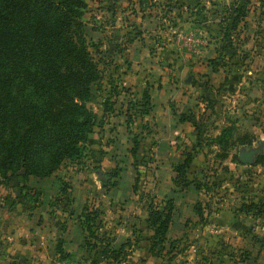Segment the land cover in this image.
<instances>
[{
  "label": "rangeland",
  "instance_id": "obj_1",
  "mask_svg": "<svg viewBox=\"0 0 264 264\" xmlns=\"http://www.w3.org/2000/svg\"><path fill=\"white\" fill-rule=\"evenodd\" d=\"M145 1L143 4L139 0H85L83 32L89 51L98 63L100 77L91 87L86 107L102 119V127H91L87 150L79 162H66L58 170L57 177L63 183L65 195L61 192L50 201L48 190V194L44 192L38 201L31 200L29 205L44 208L50 203L54 219L62 226L75 197L77 207L83 203L88 213L96 210L100 213L91 225L95 239L87 238L94 245L83 242L81 255H73L69 264H208L214 260L215 264H242L247 247L261 244L260 248L264 249V164L249 167L233 158L241 150L261 149L262 153L256 156L258 160L264 156V145L256 141L254 145L226 149L214 146L219 125H215L216 117L212 121L210 109H204L209 106L205 107L207 101L200 102L201 97L192 86L195 74L200 72L192 69L188 76L180 74L178 66L184 59L181 61L179 51L169 46L175 37L180 44V34H166L172 26H177L174 24L178 13L194 14L199 9L196 7L201 8L205 3L202 0ZM212 1L216 3L208 6L209 13L217 7L218 10L228 7L231 2ZM146 7L153 13L149 15L153 27L139 30L134 26L133 29L132 25L139 23H135L134 13ZM250 11L244 31L208 36L211 41L216 40L213 44L218 46L217 60L219 64L223 61V67H226L225 59L232 60L229 50L232 48L244 56L257 57L252 41L256 43L258 25L259 37L264 39V0H252ZM140 27L143 28L141 23ZM243 41L249 43L248 47L243 48ZM241 53L234 56L240 58ZM202 60L205 57L198 63ZM219 76L222 79V74ZM145 91L154 97L162 93L164 101L153 106L156 110L152 109L148 117L141 119L138 113L143 110L141 98ZM244 99L238 97L236 106L245 108ZM221 110H218L221 114L229 112L224 104ZM153 111H167L164 127L155 120ZM182 113L194 118V129L177 127ZM134 137L139 147L133 157L130 151ZM193 148L200 156L188 170L192 182L186 188L176 187L172 182L173 166ZM225 155L228 157L222 159ZM21 175L23 171L13 168L12 177L6 181L0 178V264H60L54 256L57 240L43 245L45 238L49 240L55 231V222L50 224L52 230L48 237L42 234L40 244H35L37 238L23 243L18 236H13L11 227L16 225V218H28L29 213L25 208L29 201L23 198L25 203H20L22 193L17 182ZM100 176L107 181L103 182ZM198 184L200 190H196ZM169 199L175 203L173 219L162 245L150 253L149 240L153 233L146 225L148 206L163 208ZM194 204L204 208L201 217L195 215ZM251 204H257L258 209L242 210L243 206L253 207ZM11 208L16 211L15 216ZM17 209L21 215H17ZM121 239L123 242L119 243ZM30 243V249L23 253V247ZM111 251H119L116 261L110 259Z\"/></svg>",
  "mask_w": 264,
  "mask_h": 264
},
{
  "label": "trees",
  "instance_id": "obj_2",
  "mask_svg": "<svg viewBox=\"0 0 264 264\" xmlns=\"http://www.w3.org/2000/svg\"><path fill=\"white\" fill-rule=\"evenodd\" d=\"M85 7V0H0V178L3 181L12 177L13 168L23 171L20 177L27 181L29 177L48 178L66 162H79L87 150L91 127H102V119L86 107L91 87L100 77L98 63L84 37ZM244 7L236 14L233 29L243 16ZM216 66L218 63L212 60L213 71ZM141 101L143 110L138 116L145 119L153 107L147 91L143 92ZM125 116L128 129V112ZM179 119L194 123L190 116ZM236 137L233 128H224L213 138V145L225 149L252 145L248 137ZM138 147L134 137L130 151L133 157ZM195 150L186 152L183 160L173 166L172 182L176 187L186 188L191 184L187 172L196 156ZM259 158L256 163L263 165L264 156ZM233 160L239 163L238 156ZM200 189L198 184L196 190ZM65 191L62 186L63 195ZM38 196L35 193L33 201H38ZM251 205L254 206H243L242 210L258 209L257 204ZM174 209L171 199L164 202L163 208L148 206L146 223L153 233L149 240L150 253L162 245ZM201 211L204 208L196 204L197 217H201ZM99 214L97 210L88 213L84 207L79 217L88 246L92 243L87 238L96 237L91 225ZM56 252L61 261L70 258L60 243ZM109 256L116 261L119 251H111Z\"/></svg>",
  "mask_w": 264,
  "mask_h": 264
},
{
  "label": "crops",
  "instance_id": "obj_3",
  "mask_svg": "<svg viewBox=\"0 0 264 264\" xmlns=\"http://www.w3.org/2000/svg\"><path fill=\"white\" fill-rule=\"evenodd\" d=\"M139 1L140 3L143 4L146 2L145 0H139ZM202 1L206 5L205 4L201 5V8L200 6L196 7L199 9L198 10L196 9L194 14H187L186 11L185 12L181 11L180 14L178 13L176 16V22L174 24V26L175 25L177 26L175 28L172 26L171 29H168L167 32L168 34H166V35L180 34V38H179L180 44L176 42L175 40L176 37H175L172 41L173 43L169 45L171 46V48H174L177 51H179L180 53L179 57H181V61L184 59L183 63L179 64L178 66L180 68L179 70L180 74L184 76H186L187 74L189 75V71H192V69L194 70L197 69V71L200 72L198 74H195L194 76L195 79L192 86L197 92V95H200L201 97L200 102L207 101L205 102L206 104L205 107L207 105L209 106L204 109H210L211 114L213 116L212 121H215L214 118L216 117L215 125H219V128L217 129L218 133L215 136H217L222 129L230 127L233 128L234 139L237 138L236 136L238 137L246 136L251 141L252 145H254L256 141H259L261 145H264V142H262L264 141V58H263L264 39L262 40L259 37V31H260L259 25L257 26V30H256L257 31L256 43L255 41H252V43H254V45H252L253 46L252 48L258 51L257 57L250 58L244 56V54H242L241 51L236 52L237 49L232 48L229 49L232 52L231 54L232 60H229L228 58L224 60L225 62L224 64L226 65V67H223V61L221 62V64H219V61L217 60V58L219 57V51L216 50L218 49V46L213 44L215 43L216 40L213 39L214 41H211L212 39L208 37L209 35L214 33L221 35L225 32H228L229 35H232L235 33H239V31H244L247 27L246 22L248 21V18L252 12L250 11V2L252 0H243L242 4L239 3L240 0H231V2L228 4V7L226 8L222 7L223 8L222 10L221 9L218 10L219 8L217 7V9L212 11L211 13H209L210 8L208 6L211 5V2L212 3H216V2L212 0H202ZM226 1H223V3H225ZM150 2H157V1L149 0V3ZM243 6H245L243 8L244 9L243 16L239 18V22L237 23L236 27L233 29L232 22L236 14L239 12L240 8ZM146 9L147 7L142 10H138L137 12L134 13L135 14L134 16L137 15V18L135 17V23H138V21L139 23L134 25L133 24L134 22H130V24H133L132 25L133 29H135L134 26L138 27L137 29L139 30H145L153 27V24L151 23L152 19L149 16L152 15L153 13ZM117 13L116 16L118 15ZM119 15H121L120 12ZM131 18H133V16H131ZM186 18L188 20V23H185ZM206 18H209V21ZM140 23L141 25H143V28L140 27ZM184 25H187V27H185ZM226 43H230V41H227ZM248 45L249 43L247 41H243V48L248 47ZM237 53L239 54L241 53L240 58L234 56L235 54L237 55ZM204 57L205 60H202L201 62L198 63V60ZM212 60L218 63V66H216V71L212 70L211 67ZM200 66L202 70L200 69ZM220 74H222V79L218 78L220 77L219 76ZM188 80L189 79H185V81L187 82ZM225 89L226 92L223 93ZM228 96L229 99L227 100ZM150 97H151L152 106H155L157 104L158 105L163 104V102H161V100L164 101L162 93L158 92L155 97L153 95ZM238 97L242 99L244 97L246 98L244 99L246 101L245 108H240L238 105L236 106L235 100H238ZM227 101L231 105L229 106V109L227 108L229 105L227 104ZM239 101L240 99L238 100V102ZM223 104H224V109H227V111L229 112L221 114L219 112ZM155 108L152 107L153 110H156ZM246 108H248V110H245ZM152 115L155 118V120L164 127L168 115L167 111H163V113H158L156 111L155 112L153 111ZM182 115L186 116L184 115V113H182ZM193 122L194 123L196 122L194 118H193ZM124 123H125V119H124ZM194 123H189L186 121L180 122L177 127H180L181 129L183 128L189 129V126H191L194 129ZM196 156L193 159L192 164L196 162V159L200 155L197 154ZM256 161L257 160L255 159V162L252 165L260 166L261 164H257ZM252 165H249V167H251ZM57 172H55L52 176L45 179L29 177L27 181H24L21 177H19L17 184L20 186L22 193L20 195L21 198L20 203L23 202L25 203V201L26 202L29 201L27 203L28 206L26 207L23 206L27 210H29V213H28V218L26 217L16 218L17 226L14 224L12 225L11 228L13 229L14 232L13 236H18L19 239H21L20 241H22L23 243H29L31 240L37 238V243L35 244H40L42 243V237H41L42 234H45V236L48 237L47 235L52 230L49 229L50 224L55 222L56 223L54 226L55 231L51 233V235H49L51 237L49 238V240L45 238L43 245L44 244L47 245L48 241H49L48 244H51L50 242L51 240L52 241L57 240L54 256L58 259L59 262H61L60 264H69L70 262H72L71 259H73V255L76 257L79 254V251L85 239V234L83 233L82 228L79 224V217L84 208L83 203L79 201L81 205L77 207L76 197H75V202L70 207L71 210L69 216L66 219L62 220V222L65 223L63 226L58 225L57 223L59 222L57 221V219L56 220L54 219L55 217L53 216L51 212L52 210L49 207L50 203L44 206V208L40 206L42 209L38 206L30 207L29 205V203H31L30 201L33 200V195L35 193L41 195L44 192L47 193L49 190L50 193L49 194L47 193L48 194L47 198L50 199V201L52 200V198L57 197L59 194H61V188L63 186V183L61 182V180H59L60 178L57 177ZM187 177H188V172H187ZM23 198L25 199V201H23ZM20 205L21 204H19V206ZM174 208H175V203H174ZM11 209L13 210L14 208ZM17 211L19 210L17 209ZM58 211L59 210L57 207V212ZM12 214L13 216H15L16 211H14ZM18 214L21 215V211L17 212V215ZM56 218H60V216ZM42 220H43V224L41 225ZM71 227H73L72 231H70ZM127 238L128 237H126V239ZM249 240L250 242L253 243V241H251L252 238H250ZM118 241L119 239L115 240L114 243H117ZM121 242H123L122 239L120 240L119 243ZM58 243L61 244L63 252L70 255V258H68L67 260L61 261L59 259V255L56 252V247ZM30 245L31 243L23 247L24 249L23 253L26 254V251L30 249ZM256 245L259 246H250V248L248 247L246 248L247 249L246 251H243L244 252L243 258L240 262H243L244 264L264 263V251H263L264 249L260 248L261 244H256ZM80 255L81 252L79 256ZM208 264H215V260L209 262Z\"/></svg>",
  "mask_w": 264,
  "mask_h": 264
},
{
  "label": "water",
  "instance_id": "obj_4",
  "mask_svg": "<svg viewBox=\"0 0 264 264\" xmlns=\"http://www.w3.org/2000/svg\"><path fill=\"white\" fill-rule=\"evenodd\" d=\"M262 153L261 149H250V150H241L238 154V161L243 165H252L255 162L256 156ZM103 182H106V178L100 176Z\"/></svg>",
  "mask_w": 264,
  "mask_h": 264
}]
</instances>
